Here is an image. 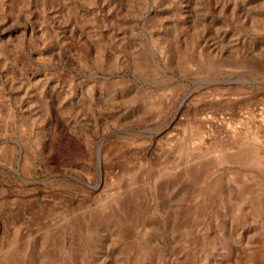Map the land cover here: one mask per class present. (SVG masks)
<instances>
[{
	"label": "rangeland",
	"instance_id": "obj_1",
	"mask_svg": "<svg viewBox=\"0 0 264 264\" xmlns=\"http://www.w3.org/2000/svg\"><path fill=\"white\" fill-rule=\"evenodd\" d=\"M0 264H264V0H0Z\"/></svg>",
	"mask_w": 264,
	"mask_h": 264
},
{
	"label": "water",
	"instance_id": "obj_2",
	"mask_svg": "<svg viewBox=\"0 0 264 264\" xmlns=\"http://www.w3.org/2000/svg\"><path fill=\"white\" fill-rule=\"evenodd\" d=\"M182 103H183V101L180 103V105H181ZM180 105H179V106H180Z\"/></svg>",
	"mask_w": 264,
	"mask_h": 264
}]
</instances>
